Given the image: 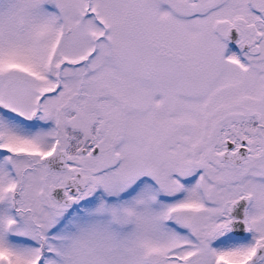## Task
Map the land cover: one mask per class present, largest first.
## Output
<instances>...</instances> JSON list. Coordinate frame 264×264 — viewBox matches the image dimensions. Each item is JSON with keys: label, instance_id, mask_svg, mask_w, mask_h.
<instances>
[{"label": "snow or ice", "instance_id": "1", "mask_svg": "<svg viewBox=\"0 0 264 264\" xmlns=\"http://www.w3.org/2000/svg\"><path fill=\"white\" fill-rule=\"evenodd\" d=\"M0 264H264V0H0Z\"/></svg>", "mask_w": 264, "mask_h": 264}]
</instances>
